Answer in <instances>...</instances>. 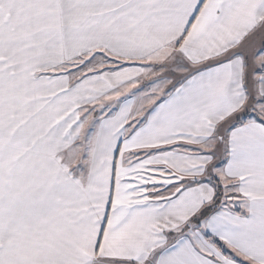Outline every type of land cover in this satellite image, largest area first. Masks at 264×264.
<instances>
[{
	"label": "snow or ice",
	"instance_id": "6c2138e0",
	"mask_svg": "<svg viewBox=\"0 0 264 264\" xmlns=\"http://www.w3.org/2000/svg\"><path fill=\"white\" fill-rule=\"evenodd\" d=\"M0 264H264V0H0Z\"/></svg>",
	"mask_w": 264,
	"mask_h": 264
}]
</instances>
